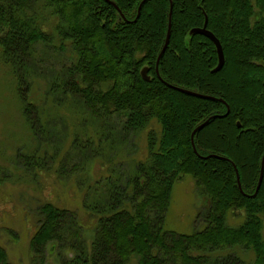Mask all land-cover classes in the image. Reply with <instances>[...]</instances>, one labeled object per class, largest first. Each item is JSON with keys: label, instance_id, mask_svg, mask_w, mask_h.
Here are the masks:
<instances>
[{"label": "trees", "instance_id": "trees-1", "mask_svg": "<svg viewBox=\"0 0 264 264\" xmlns=\"http://www.w3.org/2000/svg\"><path fill=\"white\" fill-rule=\"evenodd\" d=\"M32 1L0 0V58L12 68L30 124L44 129L40 118L30 115L31 87L22 91L29 80L20 72H27L38 45L59 37L61 51L73 50L71 76L79 71L97 86L111 85L101 95L82 96L85 104L122 117L124 135L147 131L149 152L134 174L99 182L105 187L96 186V201L85 205L96 216L89 226L75 212L43 205L30 242L32 264L46 263L49 244L73 253L61 264H264V179L255 196L264 158V67L254 64L264 61V0H223L221 8L212 0H147L140 16L145 0H39L28 6ZM172 6L171 40L157 73ZM256 9L260 14L253 24ZM206 19L225 54L218 74L212 73L219 65L213 42L190 35L203 29ZM141 52L145 57L138 60ZM145 68L150 81L141 75ZM153 121L160 126L158 135L150 130ZM208 121L195 136L196 155L192 134ZM186 176L211 204L202 216L207 227L192 236L165 230L174 185ZM236 212L245 223L231 228L227 218ZM90 229L95 233L88 244L84 231ZM236 250L253 254L254 261ZM0 264H7L2 248Z\"/></svg>", "mask_w": 264, "mask_h": 264}, {"label": "rangeland", "instance_id": "rangeland-1", "mask_svg": "<svg viewBox=\"0 0 264 264\" xmlns=\"http://www.w3.org/2000/svg\"><path fill=\"white\" fill-rule=\"evenodd\" d=\"M34 1L39 0L28 6H34ZM212 1L220 8L224 3ZM39 7L40 4L36 9ZM255 14L253 24L259 19V10ZM49 31L55 32L54 28ZM60 42L57 37L51 45H38L29 66L26 65L27 72H20L21 77L29 80L22 83V91L31 87L30 115L40 118L42 130L27 120L17 79L12 68L0 58V248L7 255V264H32L30 242L39 228V209L43 205L75 212L89 226L91 217L96 216L87 212L85 205L96 201V186L102 185L99 182L114 181L122 173L134 174L136 166L146 161L149 154L147 131L124 135L122 117L107 115V110H92L85 104L82 96L101 95L111 85L97 86L79 71L71 76L76 61L68 56L73 50L69 46L65 47L67 53L61 51ZM238 46L237 62L243 49ZM144 57L141 52L136 58ZM254 64L264 67V61ZM51 86H55L53 92ZM71 87H75L74 92ZM259 104L260 100L256 105ZM245 106L251 107L249 102ZM152 129L157 135L160 133L156 121L151 123ZM100 193L103 195L104 191ZM209 200L192 177L177 182L165 230L189 236L205 230L207 220L202 216L209 211ZM244 223V215L238 212L227 218V226L231 228ZM94 233L91 229L84 231L88 244ZM236 253L248 262L255 259L253 254L242 250ZM63 258L72 259L73 253L59 249L56 244L48 245L45 264H61Z\"/></svg>", "mask_w": 264, "mask_h": 264}, {"label": "water", "instance_id": "water-1", "mask_svg": "<svg viewBox=\"0 0 264 264\" xmlns=\"http://www.w3.org/2000/svg\"><path fill=\"white\" fill-rule=\"evenodd\" d=\"M105 1H107V0H105ZM146 1L147 0H145L143 2V4L141 5V7L139 8V16L141 14L142 7L146 3ZM115 8L119 11V13L122 15V17L125 18L123 16V14L121 13V11L119 10V8L117 6H115ZM172 16H173V6L171 8V13H170V23H169V30H168V36H167L166 44H165V46H164V48H163V50H162V52L159 55V58L157 60V73H158V69H159L161 60L163 59L165 53L167 52L169 44H170L171 35H172ZM190 35L191 36H195V35L203 36V37H205V38H207V39H209V40H211L213 42V44L215 45V47L217 49V53H218V57H219V65H218V67L215 70H213L212 73L213 74L220 73L223 70L224 66H225V54H224V50H223L221 42L217 39V37L213 33H211L208 30V19H206V24H205L203 29H194V30H192ZM148 74H149V69H145L142 72V77H143V79L145 81H150V78H149ZM167 86L169 88L179 92V93H182V94L194 97V98L203 99V100L217 101L215 98H212V97H209V96H205V95H202V94H198V93H194V92H191V91L183 90V89H180V88H177V87H173V86H170V85H167ZM219 102L220 103H224L221 100H219ZM229 114H230V109L228 108V113H227V115L224 118H226ZM213 119H223V118L222 117H214ZM209 121L206 122L205 124L199 126L192 134V144H193L194 151H195L196 155H198V154H197V150L195 148V136L209 124ZM236 172H237V177H238V186H239L240 190L243 192L241 181H240V176H239L237 168H236ZM263 179H264V158H263V162H262L260 182H259V185H258L257 192H256L255 196L259 193V191L261 189V186H262V183H263Z\"/></svg>", "mask_w": 264, "mask_h": 264}]
</instances>
